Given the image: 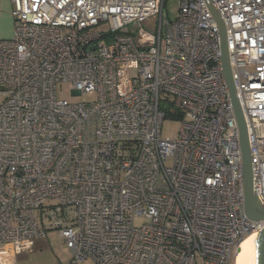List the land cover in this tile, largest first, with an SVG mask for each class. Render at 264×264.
<instances>
[{"label": "built area", "instance_id": "1", "mask_svg": "<svg viewBox=\"0 0 264 264\" xmlns=\"http://www.w3.org/2000/svg\"><path fill=\"white\" fill-rule=\"evenodd\" d=\"M167 1L12 0L14 35L0 39V264L50 229L67 264H235L263 229L244 209L218 21L208 0H178L174 20ZM211 2L264 207V0ZM64 82L96 101L59 98ZM167 118L181 121L174 137L162 136Z\"/></svg>", "mask_w": 264, "mask_h": 264}, {"label": "water", "instance_id": "2", "mask_svg": "<svg viewBox=\"0 0 264 264\" xmlns=\"http://www.w3.org/2000/svg\"><path fill=\"white\" fill-rule=\"evenodd\" d=\"M210 8L218 21L221 35L222 44V63L223 72L229 86L235 115L240 131L241 148L243 155V175H244V194L245 204L244 209L246 215L256 221L264 220V207L253 192V174H252V163L250 155V143L247 130V123L244 116L243 109L241 107L236 88L234 85L232 68L229 58V50L227 45V36L224 23L214 8L211 0H208ZM251 264H264V227L259 232L258 240L254 237L251 241Z\"/></svg>", "mask_w": 264, "mask_h": 264}, {"label": "rangeland", "instance_id": "3", "mask_svg": "<svg viewBox=\"0 0 264 264\" xmlns=\"http://www.w3.org/2000/svg\"><path fill=\"white\" fill-rule=\"evenodd\" d=\"M166 10L170 19L174 20L178 15V0H168ZM72 84L70 82H64L58 85V97L62 99H67L73 103L86 102L90 103L96 101L97 94H88V95H80L74 96L72 94ZM5 98L0 96V106L4 103ZM181 121L167 118L165 119L162 126V136L163 137H174L180 129ZM52 202L47 201L46 208L40 209L37 212V220L42 225L43 223H49V213L50 208L48 207ZM145 222V220L141 217H137L135 219L136 225H141ZM48 238L52 248L55 250L56 254L61 258L64 264H67L71 258L72 253L71 250L67 247L65 240L60 236L59 231L56 229L48 231ZM81 264H96L92 260H87Z\"/></svg>", "mask_w": 264, "mask_h": 264}, {"label": "crops", "instance_id": "4", "mask_svg": "<svg viewBox=\"0 0 264 264\" xmlns=\"http://www.w3.org/2000/svg\"><path fill=\"white\" fill-rule=\"evenodd\" d=\"M12 0H0V39H9L14 35V18L12 16ZM53 230V229H51ZM15 264H64L52 248L48 238L35 240L34 248L30 253L17 255Z\"/></svg>", "mask_w": 264, "mask_h": 264}, {"label": "bare ground", "instance_id": "5", "mask_svg": "<svg viewBox=\"0 0 264 264\" xmlns=\"http://www.w3.org/2000/svg\"><path fill=\"white\" fill-rule=\"evenodd\" d=\"M254 237L258 240L259 233L257 231L251 232L241 241L235 257V264H251V241Z\"/></svg>", "mask_w": 264, "mask_h": 264}]
</instances>
